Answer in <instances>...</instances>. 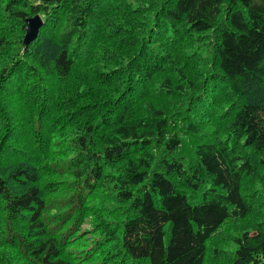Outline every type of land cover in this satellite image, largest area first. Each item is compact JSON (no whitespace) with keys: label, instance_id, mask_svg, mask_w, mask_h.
<instances>
[{"label":"trees","instance_id":"trees-1","mask_svg":"<svg viewBox=\"0 0 264 264\" xmlns=\"http://www.w3.org/2000/svg\"><path fill=\"white\" fill-rule=\"evenodd\" d=\"M263 213L264 0H0V264H264Z\"/></svg>","mask_w":264,"mask_h":264},{"label":"rangeland","instance_id":"rangeland-1","mask_svg":"<svg viewBox=\"0 0 264 264\" xmlns=\"http://www.w3.org/2000/svg\"><path fill=\"white\" fill-rule=\"evenodd\" d=\"M207 37L208 36H204V35H202V36H200V39H198V47H196L195 49L198 51V53H197V56H196V58H200L201 60H200V62L202 63V65H200V64H196L197 65V67L199 68V70L200 69H205V68H207V65H208V60H209V54L207 55V53L206 52H204L203 51V54L201 53L202 52V48H200V47H202V44H203V42H201V40H203V41H206V39H207ZM199 38V37H198ZM205 54H206V56H205ZM255 187H257V186H255ZM263 215H264V213H263ZM258 217L260 218V216L258 215ZM263 217V216H262ZM86 227V224H84L83 225V228H85ZM230 231L232 232V233H234L235 232V230H234V228L231 226L230 228ZM227 235V234H226ZM216 239V238H215ZM223 239H224V236H222L221 238H220V241H223ZM234 244L232 243V245H229L228 243H226V245H225V248L224 249H232V246H233ZM215 246H217V242L215 241V242H213V243H211L210 244V250H209V253L207 254V263L208 262H210V261H213L214 260V256L216 255V253L217 252H213L212 250L213 249H216L215 248ZM220 246L218 245V249H220L221 248V250L223 249L222 247H220ZM212 249V250H211ZM222 261H225L226 262V260L224 259V255L217 261L218 262V264H220Z\"/></svg>","mask_w":264,"mask_h":264},{"label":"water","instance_id":"water-1","mask_svg":"<svg viewBox=\"0 0 264 264\" xmlns=\"http://www.w3.org/2000/svg\"><path fill=\"white\" fill-rule=\"evenodd\" d=\"M26 23L24 43L28 44L37 36L41 19L38 16L30 17L26 19Z\"/></svg>","mask_w":264,"mask_h":264},{"label":"bare ground","instance_id":"bare-ground-1","mask_svg":"<svg viewBox=\"0 0 264 264\" xmlns=\"http://www.w3.org/2000/svg\"><path fill=\"white\" fill-rule=\"evenodd\" d=\"M60 33V32H59Z\"/></svg>","mask_w":264,"mask_h":264}]
</instances>
